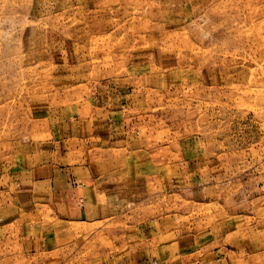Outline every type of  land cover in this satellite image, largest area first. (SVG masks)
<instances>
[{"label": "rangeland", "instance_id": "374dc122", "mask_svg": "<svg viewBox=\"0 0 264 264\" xmlns=\"http://www.w3.org/2000/svg\"><path fill=\"white\" fill-rule=\"evenodd\" d=\"M3 175L48 260L80 177L144 263L264 264V0H0Z\"/></svg>", "mask_w": 264, "mask_h": 264}, {"label": "crops", "instance_id": "0c3cea01", "mask_svg": "<svg viewBox=\"0 0 264 264\" xmlns=\"http://www.w3.org/2000/svg\"><path fill=\"white\" fill-rule=\"evenodd\" d=\"M6 178L7 175H3L0 183V196L6 197L5 203L0 207V264H149L144 263L143 250L137 245L134 246L136 237L141 240V236L136 235L138 232H135L134 242L128 243L126 229L123 231L119 227L116 233L100 225V222H105L111 216V210L104 204L111 201V193H103L87 180L81 182L80 177L74 181L68 179L67 182L63 178L49 180L56 186V220L54 231L48 232L54 233L55 259L48 260L47 241L51 238L47 235V228L40 226L38 241H32L33 221L26 209L14 208V183L12 180L9 187V180ZM43 184H47V180H42L41 185ZM43 218L44 215L40 216V221ZM43 225L46 226V221ZM101 233L118 235H109V241L106 235L105 239L109 244L100 245L97 239ZM102 247H108L109 253L102 252ZM66 249L71 250L70 257H65ZM174 261L170 258L163 262L175 264Z\"/></svg>", "mask_w": 264, "mask_h": 264}]
</instances>
